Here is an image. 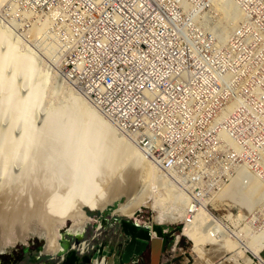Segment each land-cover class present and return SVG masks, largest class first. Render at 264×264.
Listing matches in <instances>:
<instances>
[{"label": "rangeland", "instance_id": "374dc122", "mask_svg": "<svg viewBox=\"0 0 264 264\" xmlns=\"http://www.w3.org/2000/svg\"><path fill=\"white\" fill-rule=\"evenodd\" d=\"M246 4L250 6L254 12L253 28L255 31L253 32L252 36L251 34H244L236 46L221 47L219 48V50L213 52L211 62L209 63V66L206 67V70L207 72L214 74L215 71H219L221 70V67H223L221 73L223 75L224 80L219 81L217 83L216 88L214 89L213 92H210L209 89H207L206 81H204L202 84V88H204L205 90L204 92H202L203 97L200 103V109H198L197 111L199 113V116L202 117L206 116V118L204 119L205 124L196 127L187 136L188 141L191 143L193 147H195L193 156L191 157L188 163H180V160H182L181 157L172 160L166 159L162 161L166 167H169L171 165L170 169L174 165L173 163H178L181 165L182 172L189 174L187 175V177L182 176L178 179L171 178L167 173H164L163 175L164 177H166L165 175H168L164 179L165 180L167 179V182L169 184L171 182L172 188L176 187L175 189L178 188L179 190L181 189L180 191L183 190L182 192L186 193L188 200H190V197L193 198L191 199L194 200L193 202L190 200L192 204H195V202L200 203V201L203 202L204 200L206 202L205 207L209 209L212 215H214L219 221L223 223L222 224L223 226L222 225L221 226L225 228L224 231L226 232V234H224L223 238H219L218 236L215 235L216 229L213 226L210 225L199 226L198 224H196L195 220H189L188 223H185L184 221L177 223H160V225L166 227L168 234L171 237L170 239H172L173 237L176 239V236L180 235L178 239L180 250L172 252L169 251L168 249V251L163 255V257L161 256V258H163L164 261L163 264H221V263L225 264L226 260H227L226 264H263L262 261L264 262V239L260 238V237H264L263 236L264 235V0H252L251 2H246ZM41 42H42L41 40L38 42L37 47L29 46L28 48L23 47L19 43L21 47L28 49L30 51L32 50L31 52L34 54V58H35L34 60L36 64L34 63V66L32 68L31 78H29L28 81L27 79L25 80V78L21 74L20 75L18 74L16 76L17 78H16L15 86L12 89V96L10 101V103L12 102L11 106H13L15 102H17L16 113L13 112L14 109H12V107L10 108V106L8 105H7L8 107L6 106L7 108L4 107L3 104L4 102L1 96L3 95V89L0 88V109H4V110H0V158H1L0 159V190L2 187H7V188L11 187L12 189L18 187L19 189L20 185L25 184L21 186L24 189L21 188L19 190L20 193L22 192L21 195L24 194L23 197H25L28 194V192L32 189L31 186L33 185V187L39 189L42 188L44 191L47 192L49 190L50 191L54 190V192L52 191V194L60 193L58 195H61L62 199L64 197L65 201L68 200L67 202H71V197L70 195H66V192L68 194H71V196L73 194L72 189H74L73 186L75 184H73V180L71 181L72 176L69 177L66 176L63 178V174L60 172L59 169L56 168L57 171L56 170L54 171L55 167H53L54 165L53 158L52 156H50L52 154L48 152L51 149H48L46 147L48 142L45 140H49L50 142L56 143L57 141L56 137L58 136V134L56 133L54 135V138L56 140L53 138V136L49 137L48 139H46V137L45 139H43L42 137L44 136L42 134H43V127L47 123V120H50L52 115L54 113L56 114V111L57 114H60L58 117L59 124L57 123L60 128H62L67 123L72 124L71 119H73V123L75 122L76 124L77 117L74 114L75 103L72 100V97L70 98V95L66 94L68 91L66 90V88L67 89L68 87L71 88V86L69 85L66 86L67 84L65 82H62L60 78V69H58L60 68V63L58 57L54 55V51L51 49L52 48L50 46L51 41L47 40L44 43L42 42L43 43L42 48L40 46ZM45 47L46 49H44ZM44 50L46 51V53ZM192 53L198 54L199 50L194 48L192 50ZM10 54L11 53L9 52L8 59L11 57ZM218 67L220 68L216 70ZM7 68L9 70V67ZM7 68L6 71L7 73H9ZM206 70L203 71V75H205V77L208 76ZM227 71L228 73H226ZM6 77L4 82V88L8 87V82H9V80H7L9 75L7 74ZM39 79L43 84L41 99L37 105L32 107L33 109L31 111V114H29V111L25 106V103L29 99L28 95L30 91L32 92L33 88L35 87L34 84ZM71 89L74 90L73 88ZM74 92L76 93L75 90ZM181 92H183V88L181 89ZM170 93L180 95V91H170ZM58 111H60V113ZM9 112L11 113L8 114ZM6 113L8 116H6ZM24 117H27V119L31 117L29 119L30 121L28 120L25 123L24 121H22ZM81 118L83 120L84 126L81 124L80 126L83 129L88 130V132L85 130L87 133H84L83 136H89L91 139L93 138L92 145L91 143H87L84 139H82V135L78 136V138L80 139L74 141L76 147L79 148L82 147L79 150L81 151V153H83L82 154L83 162L80 161L81 163L79 165L80 167L78 166V169L80 168L79 170L84 174L85 173L84 164L86 165V162L90 157L89 154L86 155V153H88V151L89 153L92 152V155L94 154L97 159L98 157L99 159H101L102 153H100V148L102 147L104 148L105 151L109 153L107 154L108 160H111L112 158H110L111 157L110 155L112 153L111 151L108 150L109 149L111 150L112 143L110 140H108L107 142V139L104 141L105 139L104 134L98 128V126L91 121V119L87 121V119L84 118V116L82 115ZM214 120L216 123L214 122ZM28 122L31 123L33 128L31 138L28 136V134H26L27 127L30 125V123ZM96 127L97 129H95ZM90 130L92 131V133ZM93 130L95 133H93ZM96 133H99V136ZM68 134L69 133L67 134L65 133L64 134L65 136L61 135L62 136L61 139L64 140V142L63 141L62 142L63 143L67 142L66 143L67 146L66 144H64L63 146V148H65L63 150L65 151L68 150V146L70 145L69 143L73 142L71 138L72 136ZM25 135L26 137L28 136V138H25ZM24 142L26 143L25 144L26 151L24 149L23 150L20 149L21 147L20 148L18 147L21 146V144ZM34 142L35 143L38 142L41 145L44 144L45 146L42 145L44 149L40 151L33 150V148L30 146ZM97 144H98V149H97ZM105 145L106 148L108 146L107 150L104 147ZM89 146H93V147H90V150H88ZM8 147L10 148L8 149ZM83 148L85 149V151ZM17 150H20L23 154ZM43 151L45 156L47 157L44 156L41 158V160L42 159L44 160V161L42 160V163L43 166L45 165L46 166L44 168L43 167L41 168L44 171L42 170V174L40 175H36L34 171H32L31 173L34 176L33 177L31 176V173H27L28 172L27 168L31 165L30 163L32 161H35L40 157L38 154ZM140 152L142 153L143 156L145 155L144 157H146L144 151L140 150ZM9 153L10 154L12 153L11 156ZM7 156L10 159H8ZM23 156L24 158H22ZM6 158L8 162L5 161ZM147 159H148L147 161L152 164V162L150 161L151 159L148 157ZM45 160H47L48 162ZM46 162L47 164H45ZM49 162L51 164H49ZM105 163L109 164V162H105ZM57 164L59 165L60 168L64 169L65 160L63 156H60V161ZM106 164H103V166L104 165L106 166ZM105 166L104 167L101 166L103 170ZM50 167L51 170H49ZM81 168L83 170H81ZM158 169L160 171L163 170V169L161 170L160 167ZM2 170H4V172L7 175L5 173L3 174ZM5 170H7L8 172ZM101 170L98 171L99 172L98 175L102 173ZM47 171L49 173H47ZM191 172H193L192 175ZM1 173L3 174V176L6 177H3ZM24 174H26L25 175L26 179L24 177ZM83 174H81L82 178L84 177ZM249 174L251 177L249 176L250 178H247ZM54 175L55 176L57 175V177H55ZM102 175L103 174H101V176ZM33 178H35L34 181ZM54 178L56 180H54ZM57 178L58 179L60 178L59 179L60 181L57 180ZM252 178L254 182L257 179L259 180V182L261 181L260 184L263 185L259 188V190L257 191L253 190L252 192H249L248 190L249 184L246 187L243 186L247 184L248 181H250ZM22 179L25 180L23 181L24 183L22 182ZM39 179L43 184L39 183L40 182ZM49 179L51 181H49ZM45 180H47L48 182L47 181L45 182ZM31 181L35 184H33ZM15 182L17 186H15ZM38 183L39 185H41L40 187H37ZM50 186L53 188L51 189ZM55 186H57L59 190ZM185 187L186 188L190 187L191 189L190 188L189 189L191 191L193 190L190 195L188 194ZM229 189L230 192H232L231 194H233V196L234 193L237 194L236 191L238 192V195H235L236 197L235 196L232 197L233 199H235L232 202L229 201V199L227 198L228 197L227 192H229ZM13 193L15 195V191ZM193 193L195 197H192ZM239 193L241 194V196ZM49 194L52 195L51 192H49ZM220 194H225L226 196L225 200L224 197H222L224 195L221 196ZM62 195L64 196L62 197ZM188 195L190 197H188ZM237 196H239L240 199ZM15 197H17L15 199H18L17 193ZM246 198L250 199L248 200L249 205H246V203L243 204V202L246 201L245 200ZM9 199H8L9 203L10 201L11 203L14 201L12 199L10 200ZM126 199L127 196L120 194L117 199H115L111 204H108L102 210H95L92 212L91 210L85 209L86 214L90 217V221L89 223H86L83 231L81 232V236L82 239L86 241L87 247H89L90 245L89 244L90 240L94 241V243L96 244H99L103 241H107L111 239L112 244L114 246L117 245L118 241L123 238V234L119 231V228L115 227L114 225H112V231H109L108 229L110 226L109 223L111 224L110 221L114 217L134 219L139 224L141 223L158 224L157 222H154L155 221L154 215L156 214V211L150 206H141L137 210V211L140 210L141 212L135 213L134 216L132 217H125L113 213V210L118 206L119 202L124 203ZM242 199H244V201ZM238 200H241L239 201L240 203L238 202ZM242 205H244L245 207H243ZM103 213L104 214L106 213L104 217L107 218L106 220L107 228L104 229L103 232L102 230L96 232L98 229L95 227H97L98 223L97 222L94 223V221L95 219L98 220L97 217L100 216L101 214L104 215ZM70 225H71L70 220L66 222H62L59 225L58 230L60 231L61 234H64V230H66L68 226L70 227ZM232 232L237 233L238 238H235ZM97 233L99 234L97 235ZM227 233L229 235L230 234L232 235L229 236ZM95 236L97 238H94ZM227 236L229 237L227 238ZM64 237H69V235H64ZM45 240L47 243V238H45V236H37L35 234H30L25 239V243H24V246H27L28 248L27 249L28 252L22 253L20 249L22 246V242L21 241L14 242L12 239L7 238V240H5L6 242L4 241V245H8V246L4 249V253L0 254V262L6 260L13 261L14 264H32V263L42 264L43 261L45 260L49 262L50 258L49 255H47V253H44L42 250L37 253V251H39L38 249L41 248L43 244H45ZM253 240L255 241V243ZM9 241H11V243ZM219 241L220 242L227 241L230 244L229 245L230 248L224 254L221 253L216 254L218 253L216 252L215 255L212 256L213 253L210 254L209 251L212 248H215L214 247L215 244ZM245 247L247 248V250H245ZM248 248L251 249L252 251L249 250ZM255 249H257L256 251L257 253L253 252ZM34 256L37 257V262H32V258ZM139 264H149V256L148 255L144 256V259H142Z\"/></svg>", "mask_w": 264, "mask_h": 264}, {"label": "built area", "instance_id": "2783aa9c", "mask_svg": "<svg viewBox=\"0 0 264 264\" xmlns=\"http://www.w3.org/2000/svg\"><path fill=\"white\" fill-rule=\"evenodd\" d=\"M214 1L9 0L0 5V27L25 48L50 40L62 82L144 151L157 169L178 179L189 174L178 163L170 169L162 161L181 157L180 163H188L193 156L195 147L187 136L205 124L206 116L197 111L202 84L206 81L213 92L224 80L223 67L215 75L206 70L213 52L236 46L244 34L255 31L254 12L246 4L252 0H230L241 18L230 23L227 36L213 35ZM98 249L90 264H98L99 256L107 259ZM168 249L180 250L179 240L170 239L162 257ZM140 259L136 255L129 263Z\"/></svg>", "mask_w": 264, "mask_h": 264}, {"label": "bare ground", "instance_id": "6f19581e", "mask_svg": "<svg viewBox=\"0 0 264 264\" xmlns=\"http://www.w3.org/2000/svg\"><path fill=\"white\" fill-rule=\"evenodd\" d=\"M5 1H9V0H0V5L3 4ZM214 5H215L218 12L216 13V16H215L214 26L212 27V33H213V35L218 36V37H225L228 35V33L230 31V29H229L230 23L241 18V16H240L241 12L235 7V4L232 3L230 0L229 1L228 0H215ZM241 15H242V13H241ZM253 32L254 31H250L251 36H252ZM33 38H35V37H33ZM41 43H40V46L42 48L44 42L42 44ZM46 47L44 49H46ZM31 51L21 47V45L19 44V41L17 39H15L7 30L0 27V88L3 89V95H1V96H2V99L4 102L3 103L4 107H6L7 105L10 106V108L12 107V109H14L13 112H15V113L17 111L16 110L17 102H15L14 105L12 104L13 106H11L12 102L10 103L11 96H12V89L15 86V82H16V78H17L16 76L18 74L19 75L21 74L25 78V80L27 79V81L29 78H31L32 68H33L34 63H35L34 54ZM9 52L11 53L10 54L11 57L8 59V53ZM48 52H51V51H48ZM45 53H46V51H45ZM49 56H51V55H49ZM7 67H9V70ZM6 68L9 71V73H7ZM58 69H60V68H58ZM226 73H228V71ZM7 74L9 75V77L7 79V80H9L8 87L4 88V82H5V79L7 78L6 77ZM34 86L35 87L33 88V91L32 92L30 91V93L28 95L29 99L25 103V106L27 107L29 114H31V111L33 109L32 107L37 105L38 102L40 101L41 93H42V89H43V84H42L40 79L37 80V82L34 84ZM66 86H68V85H66ZM71 88L70 87H68V89L66 88V90H68L66 94L70 95V98L72 97V100L75 103L74 104L75 110L74 109L73 110H74V114L77 117V121L75 120L76 124H75V122L73 123V119H71L72 124L67 123L62 128H60L58 125L59 124L58 123V117L60 114H57V111H56V114L54 113L52 115L51 119L47 120V123L43 127V134H42L44 136V137H42L43 139H45V137H46V139H48L49 137H52V136L54 138V135L56 133L58 134V136L56 135L57 136L56 137V139H57L56 143L50 142L49 140H45L48 142L46 147L48 149H51L48 152L52 154V155H50V154L49 155L52 156V158H53V162L55 165V166L53 165V167H55L54 171L55 170L57 171V169H59L60 172L63 174V178L66 176H68V177L72 176L71 181L73 180V184H75L73 186L74 189H72L73 194L71 196V194H68L66 192V195H70L71 202H67L68 200L65 201L64 197H63L64 195H62V197H63V199H62L61 195H58L60 193L52 194V191L54 192V190L50 191L49 188H48L49 191L47 192V191H44L42 188H40V189L35 188L32 185L31 186L32 189L30 188L31 190L28 192V194L27 195L25 194L26 196L23 197L24 194L21 195L22 192L20 193L19 190L22 188L21 186H23L25 184L20 185L19 189H18V187L13 188V189L11 187H8V188L2 187L0 190V192H1V194H0V248L2 246H6V245H4V241L7 240V238L12 239L14 242L21 241V242L25 243V239L30 234H35L37 236H45V238H47V243L45 245V252L52 253L59 248L58 237L60 236V231L58 230V228L62 222H66V221L70 220L71 225H70V227L68 226L70 231H72L74 233H81L83 231L86 223H89V221H90V217L86 214L85 209L91 210L92 212L95 210H102L108 204H111L115 199H117L120 194L127 196V199L124 203L119 202L118 206L113 210V213H116L118 215L125 216V217H132V216H134L135 212L141 206H150L151 208L155 209V211H156V214L154 215L155 221L154 220L153 221L157 222L158 224H160V223H177V222H181V221L188 223L189 220H195L196 224H198L199 226H206V225L213 226L216 229L215 235L218 236L219 238H223L224 234H226V232L224 231L225 228L222 227L223 223L221 221H219L214 215H212L211 212L209 211V209H207L205 207L206 202L204 200H203V202L200 201V203L195 202V204H192V202L194 200H191V199H193V198H191L188 195V197H190V200L192 201L191 202L190 200H188L186 193L182 192L183 190L180 191L181 189L180 190L178 188L175 189L176 187L172 188L171 182L169 184L167 182V179L166 180L164 179L168 175H165L166 177H164V175H163L164 173H162V171L157 169L153 163L151 164L150 162H148L147 157H144L142 155V153L140 152V150L135 145H133L131 142L127 141V139L125 140L122 137V135H119L116 132L117 130H115V128H113V126L107 120H105L102 117V115H99L100 113L98 114V112L92 107V105H90L77 92L75 93L74 90H72ZM2 89H1V92H2ZM228 108H230V107H228ZM0 110H4V109H0ZM63 110H65V109H63ZM58 112L60 113V111H58ZM10 113L11 112H9L8 114H10ZM15 113H14V115H15ZM80 114L82 116H84V118H86L87 121L91 119V121L94 122L98 126V128L102 131V133L105 136V139L103 138L104 141L107 139V142H108V140H110L112 143L111 150L110 149L108 150V151H111V153H112V154L110 153L111 157L109 156L110 158H112L111 160H108L107 154H109V153L107 151H105L104 148L101 147L102 145L100 146L101 147L100 153H102L101 159H99V157L97 159L94 154L92 155V152L89 153V151H88V153H86V155L89 154L90 157L88 158L86 165L84 164V169H85L84 174L79 170L80 168L78 169V166L80 165V163L83 162V160H82V157H83L82 154L83 153H81V151L79 150L82 147H80V148L76 147V144L74 141L80 139V138H78V136L82 135V139H84L87 143H91V145H92V139L93 138L91 139L89 136H83V134L87 133L88 130L83 129L80 126V124L83 125V120H82ZM6 116H8L7 113H6ZM2 117H1V119H2ZM16 117H17V115H16ZM30 118L27 119V117H24L22 119V121H24L26 123ZM8 119H11V118H8ZM14 119H15V117H14ZM9 122H11V121H9ZM214 122H215V120H214ZM25 123H23V124H25ZM28 123H30V122H28ZM84 123H86V122H84ZM95 129H97V127ZM97 131H99V130H97ZM32 132H33V128H32V125L30 123V125L27 127L26 134H28V136L31 138ZM65 133L66 134L69 133L68 135L72 136L71 138L73 141L72 142L73 144L71 142L69 143L70 145L68 146L67 151L63 150V149H65V148H63V146L67 142L63 143L64 140L61 139L62 138L61 135H64ZM91 133H92V131H91ZM93 133H95L94 130H93ZM96 134L99 136V133H96ZM68 135H67V137H68ZM28 136L26 137V135H25V138H28ZM90 136H92V135H90ZM228 139H229V137H228ZM104 141H102V142H104ZM27 143H28V141H27ZM111 143H108V144H111ZM25 144L26 143L24 142L21 144V146H18V147L19 148L21 147L20 149L25 150ZM42 145H44V144H42ZM42 145L38 142H36V143L34 142L33 144H31L30 147H32L33 150H35V151H37V150L40 151V150L44 149V147H42ZM106 145L104 146L105 148H106ZM3 146H5V145H3ZM66 146H67V144H66ZM90 147H93V146H89L88 150H90ZM95 147H96V145H95ZM9 148L10 147H8V149ZM97 149H98V144H97ZM107 149H108V146H107L106 150ZM147 149H150V148L148 147ZM17 151L21 152L20 150H17ZM84 151H85V149H84ZM1 152H2V150H1ZM4 152H5V150H4ZM11 154H10V156H11ZM143 154H144V152H143ZM17 155H18V153H17ZM38 155L40 156L38 159H36L35 161H32L30 163L31 165L28 164L30 166L27 168L28 169L27 173H31L32 171H34V173L36 175L42 174L43 169H41V168L42 167L44 168L46 166V165L43 166V163H42L43 159L41 160V158L45 156L44 151L40 152ZM60 156H63L64 160H65L64 169L59 167L60 163H59V165L57 164L60 161ZM45 157H47V156H45ZM7 158L10 159L8 156H7ZM7 158H6V160L5 159L4 160L7 161ZM22 158H24V156ZM25 161H26V159H25ZM45 161H47V160H45ZM47 162L45 164H47ZM105 162H109V164L107 163L108 164L107 165ZM49 164H51V163L49 162ZM103 164H106V166L104 165L105 166L104 170L102 169V167H104ZM18 166H20V165H18ZM25 167H27V166H25ZM99 169L102 171V173H101V174H103L102 176H101V174L98 175V173H99L98 171H100ZM49 170H51V167L49 168ZM81 170H83V169L81 168ZM5 171H7V170H5ZM2 172H3V174L5 173L4 170H2ZM47 173H49V172L47 171ZM3 174L1 173L2 176H3ZM26 174H24V177ZM81 174L84 175L83 178L81 177ZM31 176H33L32 173H31ZM249 176H250V174L248 175L247 178L251 177V176L250 177ZM3 177H6V176H3ZM35 177H38V176H35ZM55 177H57V175ZM52 178H53V176H52ZM25 179H26V177H25ZM34 179L35 178H33V181H34ZM59 179L57 178V180H59ZM16 180H18V179H16ZM43 180H44V178H43ZM47 180H45V182ZM54 180H56V179L54 178ZM23 181H25V180L22 179V182ZM26 181H28V180H26ZM39 181H40L39 183H41L40 179H39ZM49 181H51V180L49 179ZM2 182H4V181H2ZM260 182L257 179L254 182L253 178H252L243 187H246L249 184V186H248L249 192H252L253 190L257 191L263 185V184L261 185ZM39 183H38L37 187L41 186V185H39ZM53 183H54V181H53ZM33 184H35V183H33ZM41 184H43V183H41ZM45 184H47V183H45ZM58 184H59V182H58ZM68 184H69V182H68ZM66 185H64V186H66ZM15 186H17L16 182H15ZM53 186H54V184H53ZM186 186H188V185H186ZM55 187L58 188L57 186H55ZM52 188L53 187H51V189ZM68 188H71V187H68ZM225 188H228V187H225ZM22 189H24V188H22ZM58 190H59V188H58ZM14 191H15V195L17 193L18 199H15L17 197H15V195L13 193ZM25 191H27V190H25ZM49 192H51L52 195H50ZM58 192H60V191H58ZM11 193H13V194H11ZM231 193L232 192H230V189H229V192H227V195H228L227 198L229 199V201L232 202L233 200H235L232 197H234L235 195H238V192L236 191L237 194L234 193V196ZM240 193H241V191H240ZM220 195L221 196L224 195L222 197H224V200H225V197H226L225 194H220ZM240 196H241V194H240ZM192 197H195L194 193H193ZM237 197H239V196H237ZM9 198L14 200V201L12 203L10 201V203H9L8 202ZM239 199H240V197H239ZM15 200H17V201H15ZM200 200H201V198H200ZM242 200L244 201V199H242ZM245 200H246L245 202L242 201L243 204L246 203V205H249L248 200H250V199L246 198ZM239 201H241V200H238V202ZM247 201H248V204H247ZM198 202H199V200H198ZM242 206L245 207L244 205H242ZM247 209H249V208H247ZM212 221H213V223H212ZM232 234L234 235L235 238H238L237 233L232 232ZM232 234H230V235H232ZM151 236L154 237L155 232L151 231ZM229 236H227V238ZM167 237L170 240L171 237L169 236L168 232H167ZM179 237H180V235H177L176 240H178ZM260 238L264 239V237H260ZM225 240H227V239H225ZM9 242L11 243V241H9ZM254 243H255V241H254ZM257 243H258V240H257ZM12 244H13V242H12ZM86 245H87L86 243H83L81 245L82 246L81 248L85 249L87 247ZM229 245L230 244L227 241H225V242L219 241L215 244V246H214L215 248H212L209 252H210V254L213 253L212 256L215 255L216 252H218L216 254H219V253L224 254L225 252H227L229 250V248H230ZM235 246H237V245H235ZM257 249H255L253 252L257 253L256 252ZM245 250H247L246 247H245ZM249 250H251V249H249ZM217 256H219V255H217ZM226 261H225V264H226ZM97 262H98V264L107 263V259L105 257L99 256L97 259ZM262 263L264 264L263 261H262Z\"/></svg>", "mask_w": 264, "mask_h": 264}, {"label": "water", "instance_id": "95a60500", "mask_svg": "<svg viewBox=\"0 0 264 264\" xmlns=\"http://www.w3.org/2000/svg\"><path fill=\"white\" fill-rule=\"evenodd\" d=\"M106 220L107 218L104 217L100 223L101 225L95 228H100ZM111 224L118 227L119 231L127 237V240H124L125 242L120 244V250L122 252L121 258L123 262H129L132 256L140 254L139 250H134L132 252L130 251L131 249H129L132 243H138L149 249V264H160L161 254L166 251L170 242L165 227L160 224H139L134 219L115 217L111 219ZM151 231L155 232L154 237L151 236ZM64 235H69V237H64ZM58 243L59 248L52 253L45 252L46 240L45 244H43L40 249V251L42 250L49 255L52 264L91 263L93 251L84 252V249L81 248V245L86 243V241L82 239L81 233H74L67 227L66 230H64V234L60 233ZM7 246L8 245L0 248V254L4 253V249ZM22 246H24V242H22ZM102 250L103 244L99 246L98 254H101ZM0 264L4 263L0 262ZM42 264L50 263L45 260Z\"/></svg>", "mask_w": 264, "mask_h": 264}, {"label": "crops", "instance_id": "0c3cea01", "mask_svg": "<svg viewBox=\"0 0 264 264\" xmlns=\"http://www.w3.org/2000/svg\"><path fill=\"white\" fill-rule=\"evenodd\" d=\"M104 214V213H103ZM106 215V213L104 214V215H100V216H98L97 217V219L98 220H96L95 219V221H94V223H98V222H100L101 223V221H102V219L104 218V216ZM111 222V221H110ZM109 231H112V225L113 224H110L109 223ZM107 228V222H105V223H103L102 224V226L98 229L99 231H101L102 230V232L104 231V229H106ZM98 230L96 231V232H98ZM118 230V229H117ZM113 231H114V228H113ZM99 234V233H98ZM97 234V235H98ZM187 234V233H186ZM94 238H97L96 236L94 237ZM122 240V239H121ZM120 241V240H119ZM118 241V242H119ZM90 245H89V247H88V251H93V253H92V256L94 257L96 254H97V252H95V250H96V248H99V245H101V244H103V252L105 253V254H107V264H130L129 262L136 256V255H134V256H132L131 258H130V261L129 262H123V260H122V258H121V250H120V247H118V243H117V245L116 246H114L113 244H112V242H111V239H109V240H107V241H103V242H101V243H99V244H96V243H94V241H92V240H90V243H89ZM21 250H23V251H25V253L26 252H28V248H27V246H21V248H20ZM38 252H40V250L39 251H37V253ZM140 260H142V259H140ZM19 262H21V261H19ZM32 262H37V257L36 256H34L33 258H32ZM49 263H51L50 262V260H49ZM32 264H34V263H32Z\"/></svg>", "mask_w": 264, "mask_h": 264}, {"label": "flooded vegetation", "instance_id": "af4514ba", "mask_svg": "<svg viewBox=\"0 0 264 264\" xmlns=\"http://www.w3.org/2000/svg\"><path fill=\"white\" fill-rule=\"evenodd\" d=\"M165 229H166V227H165ZM126 238L127 237L123 234L122 240H120L118 242V247H120V244H122L123 242H125L124 240H127ZM40 249L41 248H39L38 250H40ZM129 249H131L130 251H132V252L134 250H139L140 251V254L138 256H141V259H144V256H146V255L149 256V249L147 247H144V246L138 244V243H132V245L130 246ZM22 253H25V252L22 250ZM2 263H4V264H14L13 261H7V260L6 261H2Z\"/></svg>", "mask_w": 264, "mask_h": 264}, {"label": "trees", "instance_id": "16d2710c", "mask_svg": "<svg viewBox=\"0 0 264 264\" xmlns=\"http://www.w3.org/2000/svg\"><path fill=\"white\" fill-rule=\"evenodd\" d=\"M21 252H22V250H21Z\"/></svg>", "mask_w": 264, "mask_h": 264}]
</instances>
